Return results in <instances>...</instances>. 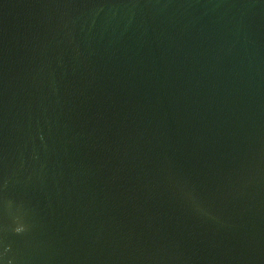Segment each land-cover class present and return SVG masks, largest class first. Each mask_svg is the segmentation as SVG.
I'll use <instances>...</instances> for the list:
<instances>
[{
	"label": "water",
	"instance_id": "95a60500",
	"mask_svg": "<svg viewBox=\"0 0 264 264\" xmlns=\"http://www.w3.org/2000/svg\"><path fill=\"white\" fill-rule=\"evenodd\" d=\"M0 264H264V0H0Z\"/></svg>",
	"mask_w": 264,
	"mask_h": 264
}]
</instances>
